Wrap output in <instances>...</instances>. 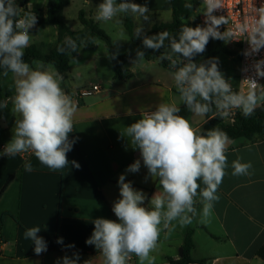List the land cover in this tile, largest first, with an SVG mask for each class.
Masks as SVG:
<instances>
[{"label":"clouds","instance_id":"9594fccd","mask_svg":"<svg viewBox=\"0 0 264 264\" xmlns=\"http://www.w3.org/2000/svg\"><path fill=\"white\" fill-rule=\"evenodd\" d=\"M205 26L191 27L184 24L173 35L168 31L146 35L143 26L135 35L142 37L145 48L158 51L167 48L169 52L160 55L161 60L170 61L171 73L181 101L187 109L198 116H205L216 109V115L226 118L233 109H239L245 117L251 116L258 104L264 102V85L248 77L247 92L234 91L218 66L217 58L197 63L195 57L206 50L210 38L230 40L231 31H219L227 21L224 16L214 15L221 9L220 0H203ZM185 8H192L186 3ZM257 16L247 31L249 44L247 55L258 53L264 48V5L257 10ZM121 14H132L148 21L150 10L147 4L132 0H102L97 5L95 19L122 23ZM33 12H24L16 0H0V69L3 76L14 77L12 111L19 114L15 122L12 139L0 151V156H16L31 152L38 161L51 170H60L70 162L67 153L72 150L74 140L73 118L78 110L77 102L61 88L63 77L48 70L43 62L34 61L35 68L25 62V49L30 45L31 33L37 24ZM58 51L79 52L75 40H65ZM144 52H137V61L144 58ZM175 57V58H174ZM255 74L264 77V60L254 65ZM7 107L0 104V108ZM176 104L160 103L154 111L145 113L140 119L126 127L125 134L131 146L140 152L143 165L149 175L156 179L161 191L149 198L142 190L133 187L131 181L121 174L118 178L120 198L114 201L112 212L116 220L96 218L92 221L94 230L86 240L94 245L103 256V264H129L134 255L139 264H155L151 254L158 246L163 229L173 221L186 226L197 215L196 197L203 205L201 221L208 222L219 200V186L229 167L227 151L231 143L227 133L213 128L200 133L190 121L179 115ZM141 159L130 164L126 172L137 173ZM233 176L251 175V162L236 159L231 162ZM25 171H32L31 163L24 165ZM201 183L204 185L201 188ZM148 201L147 205L145 201ZM41 227L25 231V239L34 244L39 255L47 250V242L38 235ZM62 243V238L58 240ZM71 247V246H70ZM79 256L63 258V264H78Z\"/></svg>","mask_w":264,"mask_h":264},{"label":"crops","instance_id":"0c3cea01","mask_svg":"<svg viewBox=\"0 0 264 264\" xmlns=\"http://www.w3.org/2000/svg\"><path fill=\"white\" fill-rule=\"evenodd\" d=\"M56 35L57 29L53 34L55 40ZM98 46L95 40L94 48L88 49L91 53L80 50L71 57L61 81V88L78 106L70 134V139L75 142L67 157L79 167L70 163L63 169L51 170L31 152L0 156V190L11 178L0 196V264H63L65 256L75 258L77 255L78 264H103L99 250L86 240L94 230L93 220L117 219L112 207L120 198L119 176L124 174L126 182L131 181L135 189L142 190L149 198L161 191L158 181L143 165L139 150L123 135L127 126L154 111L160 103L176 104L181 116L185 110L190 111L182 103L174 80L162 73L164 71H156L154 61L136 62L138 72L141 68L147 69L139 77L131 71L132 76L123 81L112 82L100 76V82H77L84 68L97 74L99 60H103L107 73L113 75L109 57L101 53L94 56ZM145 62L148 65H144ZM235 63L229 77L234 91L239 86V64ZM130 67L135 69V66ZM92 84H99L101 89L74 99L72 93L75 90ZM159 85L163 86L162 92L156 90ZM260 85H264V81ZM2 89L7 96L4 101L7 107L0 108V151L10 141L8 135L19 118V114L12 111L14 89L3 83ZM188 115L190 123L201 133L206 116L191 112ZM226 155L229 167L208 222L201 221L203 205L197 196V215L190 224L181 226L173 221L168 229L161 226L158 246L151 254L155 264L180 258L183 235L189 227L193 229L191 256L195 260L206 259V264H264V260L256 255L258 249L264 247V136L255 142L232 140ZM238 158L242 162H251V175L231 174V162ZM137 159H141L139 172H126ZM26 163H31L32 171H25ZM36 226L41 227L38 235L47 242V250L39 255L34 252L33 242L24 237L27 229ZM61 238L62 243L58 242ZM129 264H139L138 258L133 255Z\"/></svg>","mask_w":264,"mask_h":264},{"label":"trees","instance_id":"16d2710c","mask_svg":"<svg viewBox=\"0 0 264 264\" xmlns=\"http://www.w3.org/2000/svg\"><path fill=\"white\" fill-rule=\"evenodd\" d=\"M70 0H47L45 17H39V11L29 10V0H16V3L21 7V15L24 12H33L37 17V26H55L57 29L56 40L53 44H30L25 49L24 60L31 64L33 61H40L46 65L54 67L56 72L61 76H64L69 68V61L71 57L76 55L78 52L65 51L61 53L58 48L63 47L65 40L71 37L76 41L78 50L93 49L95 46V40H101L105 43L106 48L109 52L110 61L113 70V78L116 80H127L132 76L131 70L126 67L128 61L140 62V61H154L165 69L173 71L170 67V61L161 60L160 55L163 52H169L167 48V41L165 42L166 47L161 48L158 51L145 48L142 44V37L133 35V22L129 14L125 15V28L133 41L138 47V50L133 53H125L123 55L115 54L113 46L111 44L110 37L99 28L98 24L90 17H86L85 13L80 11L78 18L81 24V29L72 31L64 22L63 10L69 4ZM119 2V0H117ZM171 7V21L167 23L154 24L151 29L145 33L146 35H154L159 32L168 31L173 35L178 34L180 28L184 24L188 26L196 27L202 26L199 20L196 18L195 21L191 20V15L195 9H199L200 5L203 4L201 0H169ZM186 3H191L192 8H185ZM204 10L200 9L202 13ZM221 31V30H219ZM222 32V31H221ZM231 41V40H230ZM239 45L232 42L228 45L226 40L212 39L210 38L209 43L206 46V50L202 54H197L194 58L197 63L207 62L210 58L218 59V66L220 71L223 73L222 62L220 56L229 57L234 62H239ZM143 51L144 58L137 61V52ZM175 58V57H174ZM0 69V73H2ZM178 92V91H177ZM179 93V92H178ZM6 95L3 92L1 85V74H0V104H4ZM216 109L213 107L212 111L206 116L207 121L202 125L201 133H206L208 130L213 128H219L226 132L230 140L245 139L249 142H255L264 136V102L258 105L251 116L245 117L241 111H239L235 117L229 121H225L224 118L215 115ZM11 178H9L2 189L0 190V196L9 184ZM204 185L201 183V188ZM199 198H201L198 195ZM193 229L187 228L183 235L182 243V256L179 259H168L165 264H190L199 263L206 264L207 260H195L191 256V252L194 248L193 240ZM256 255L264 260V247L258 249Z\"/></svg>","mask_w":264,"mask_h":264},{"label":"rangeland","instance_id":"374dc122","mask_svg":"<svg viewBox=\"0 0 264 264\" xmlns=\"http://www.w3.org/2000/svg\"><path fill=\"white\" fill-rule=\"evenodd\" d=\"M137 1H132V2L141 4V5L145 3L147 4L148 9L150 10V17L148 21H144L143 18L137 15L129 14L133 22V35H135L136 29L141 25L143 26L144 32L147 33L154 24L167 23L171 21V8H170L169 0H137ZM101 2L102 0H70L69 4L63 10L64 22L73 31H77L81 29V24L79 22L78 15H79V12L82 11L85 13L86 17L92 18L98 24L99 28H101L110 37L111 44L113 46L115 54L123 55L125 53L136 52L138 50V47L133 43V41L131 40L128 34V31L125 28V15L124 14L120 15L119 19L122 20V23H119V24L116 23L115 19L107 21V22L97 21L95 19L97 5ZM46 3H47V0H29V9L39 11L40 17L43 18L45 17V13H46ZM200 9L204 10L203 4L200 5L199 9H195L193 11L191 15V20L195 21L197 18L203 27L205 26L204 24L205 16L203 15V13L200 12ZM55 30L56 28L54 26H48V25L37 26L36 25L33 29H30V33L32 34L30 44L31 43L54 42L55 39L53 37V34ZM96 41L99 46L97 50L94 51V54H95L94 56L97 57V55L99 56V53H101L102 56L104 54V57L106 56V57H109L110 59L109 52L106 48L105 43L98 39ZM226 42L228 45L231 44V41L228 39H226ZM86 53H91V51L87 50ZM220 60L222 62L223 75L225 79L229 81V77L234 71L236 63L229 57H224L223 55L220 56ZM102 61L99 60V63H98L99 68H98L97 74L95 71L91 70L90 68H84L81 71V77L77 79V82L83 83V84L100 82V79H99L100 76L102 78H105V80L108 79L112 82H118V80L113 78L112 74L109 75L108 74L109 72L107 73L106 69L103 66ZM33 62L30 66L35 68V64ZM130 65L135 66L134 67L135 69L131 68ZM144 65H148V64L145 62ZM153 65L156 71H159V72L164 71L162 73H164L168 78L172 79L171 71H168L162 68L161 66L159 67L156 64V62H154ZM45 66L50 71H53V72L56 71L54 67L51 65L45 64ZM136 66H138V64H136V62L134 61H128V63L126 64V67L129 70H131L132 72L133 71L136 72L135 75H137V77L141 76L144 70H147V69L141 68L139 69V72H140L139 73ZM1 80H2L1 85L2 83L3 85L7 84L9 88L14 89V77L12 73H9L8 76H3L1 74ZM151 80H154V82H157L155 81L156 79H151ZM104 84H107V83H104ZM86 87L87 85L82 88H86ZM158 89H160L162 92L163 86L162 85L157 86L156 90ZM184 113L182 116H184L190 121V117L188 115L190 112L185 110ZM8 136H9L8 137L9 140H11L13 137V132L11 134L9 133ZM240 140H243V139H240Z\"/></svg>","mask_w":264,"mask_h":264},{"label":"built area","instance_id":"2783aa9c","mask_svg":"<svg viewBox=\"0 0 264 264\" xmlns=\"http://www.w3.org/2000/svg\"><path fill=\"white\" fill-rule=\"evenodd\" d=\"M203 3V0H201ZM221 9L216 10L214 15L224 16L227 23L221 25L219 30L231 31L233 33L230 40L239 46V86L236 91L247 92L249 88V82L245 80L248 77H252L257 80L259 84L264 81V77H258L255 74V63L260 60H264V48L258 53L247 55L249 50V44L246 40L247 31H241L245 26L251 25L254 18L257 16V9L264 5V0H220ZM172 69V68H171ZM174 71V69H172ZM101 89L99 84H92L86 88L77 89L72 93L74 99L78 100L83 97L89 96ZM239 109H233L230 115L224 118L225 121H229L239 112ZM216 115V113H215Z\"/></svg>","mask_w":264,"mask_h":264},{"label":"water","instance_id":"95a60500","mask_svg":"<svg viewBox=\"0 0 264 264\" xmlns=\"http://www.w3.org/2000/svg\"><path fill=\"white\" fill-rule=\"evenodd\" d=\"M182 256V248L179 249V257Z\"/></svg>","mask_w":264,"mask_h":264}]
</instances>
